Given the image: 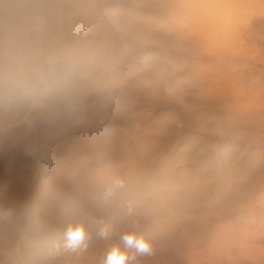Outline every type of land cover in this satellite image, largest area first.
I'll use <instances>...</instances> for the list:
<instances>
[{
  "label": "rangeland",
  "instance_id": "1",
  "mask_svg": "<svg viewBox=\"0 0 264 264\" xmlns=\"http://www.w3.org/2000/svg\"><path fill=\"white\" fill-rule=\"evenodd\" d=\"M107 1L120 7L123 37L98 53L133 89L90 97L108 104L133 99L134 110L121 120L93 121L105 130L93 133L92 123L89 143H76L74 159L56 177L58 218L45 228L64 235L69 224L84 225L86 240L71 257L80 247L103 259L113 247L135 251L120 239L134 232L151 244L147 264H226L227 252L231 264H264V132L254 136L255 126L264 127V0H244L232 14L236 30L256 47L229 68H215L190 41L161 31V0ZM90 27L93 21H85L83 33ZM115 178L124 188L106 199ZM29 191L30 184H15L7 195L22 203ZM8 234L9 227L0 241ZM40 258L60 264L54 255Z\"/></svg>",
  "mask_w": 264,
  "mask_h": 264
},
{
  "label": "bare ground",
  "instance_id": "2",
  "mask_svg": "<svg viewBox=\"0 0 264 264\" xmlns=\"http://www.w3.org/2000/svg\"><path fill=\"white\" fill-rule=\"evenodd\" d=\"M242 1L161 0L164 13L156 18V26L190 41L215 68L222 63L229 68L237 56L249 58L256 47L252 41L247 43L231 18ZM119 11L120 7L110 9L107 0H0V66L13 57L39 61L65 50L106 52L123 37ZM85 21H93L89 35L83 33ZM104 62L99 74L91 71L69 88L36 103L0 107V238L9 227L8 237L0 241V264H48L40 258L44 254L60 258V264H103L100 255L93 256L81 247L76 257H71L72 249L64 247V235L45 225L49 221L55 224L58 218L56 177L74 159L76 143L79 147L89 143L88 128L93 121L121 120L124 110H134L133 99L114 104L91 99L93 92L117 98L132 93L133 88H125L111 60ZM113 107H121L122 113L112 111ZM93 125V133L106 127ZM261 132L264 127L255 126L254 136ZM15 184L32 187L22 203L9 201L7 189ZM16 203L20 212L14 211ZM127 252L137 256L134 250ZM225 254L226 264H231L232 254ZM138 256L132 264H147L144 255ZM177 260L164 264H177Z\"/></svg>",
  "mask_w": 264,
  "mask_h": 264
},
{
  "label": "clouds",
  "instance_id": "3",
  "mask_svg": "<svg viewBox=\"0 0 264 264\" xmlns=\"http://www.w3.org/2000/svg\"><path fill=\"white\" fill-rule=\"evenodd\" d=\"M105 62L100 53L84 48L65 50L44 56L39 61L23 57L10 58L0 66V105L14 108L25 103H36L57 92L69 88L74 81L96 69H103ZM124 188V181L115 178L106 188L104 197L110 198L115 191ZM109 230L103 228L101 237H107ZM83 224H69L64 232V247L76 249L86 240ZM124 249H135L137 255L151 253V244L134 232H125L120 237ZM136 259L119 247L111 248L103 264H129Z\"/></svg>",
  "mask_w": 264,
  "mask_h": 264
}]
</instances>
